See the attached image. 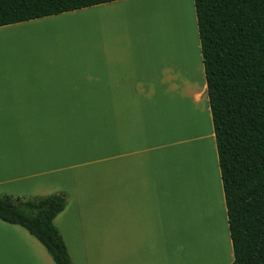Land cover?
<instances>
[{
  "label": "crops",
  "instance_id": "obj_1",
  "mask_svg": "<svg viewBox=\"0 0 264 264\" xmlns=\"http://www.w3.org/2000/svg\"><path fill=\"white\" fill-rule=\"evenodd\" d=\"M141 1L0 26V194L67 192L72 264H231L199 37L168 27L185 0H153L166 38L146 41L126 17ZM0 264L54 262L0 219Z\"/></svg>",
  "mask_w": 264,
  "mask_h": 264
},
{
  "label": "trees",
  "instance_id": "obj_2",
  "mask_svg": "<svg viewBox=\"0 0 264 264\" xmlns=\"http://www.w3.org/2000/svg\"><path fill=\"white\" fill-rule=\"evenodd\" d=\"M115 0H0V26ZM223 186L231 264H264V0H193ZM69 195L0 194V219L54 264H72L54 224Z\"/></svg>",
  "mask_w": 264,
  "mask_h": 264
},
{
  "label": "rangeland",
  "instance_id": "obj_3",
  "mask_svg": "<svg viewBox=\"0 0 264 264\" xmlns=\"http://www.w3.org/2000/svg\"><path fill=\"white\" fill-rule=\"evenodd\" d=\"M192 0H189V2H185L182 3L181 5L184 6L186 12H188L190 15L188 17L185 16H181V10L179 5L176 4H169L170 8H171V15H172V20L173 22H171L169 24V28H171V30H176V31H183L184 29V22L186 24V29H188V33H190L189 31L191 30V28L193 29L192 34L195 37V40H197L198 36V32H197V25L195 27L196 24V14H195V9H194V5L192 4ZM159 3H154L153 0H144L141 2H137V5L135 6V11L133 13H127L126 17H128L127 21H129L132 24H136V26L139 28V32L140 35L145 36L146 37V41H150L153 40L155 46H161L164 44L166 35H163L161 31L162 27H165L163 25H165V23H162V27L161 25H157V23H159L157 21V18L155 16V8L156 5H159ZM189 4V5H188ZM191 8V9H190ZM192 13V14H191ZM158 14V12H157ZM184 21V22H181ZM188 23V24H187ZM192 26V27H191ZM196 29V30H195ZM165 34L167 33V31H164ZM161 35V37H160ZM197 37V38H196ZM221 224V223H219ZM218 228L219 229V237L221 239V242L223 240V244L222 246H220V248L223 247V250L225 252V258H229L230 257V247L229 245H227V240L228 236H227V226L224 224L223 225H219ZM218 240V239H217ZM232 247V245H231ZM228 262V260H227Z\"/></svg>",
  "mask_w": 264,
  "mask_h": 264
},
{
  "label": "bare ground",
  "instance_id": "obj_4",
  "mask_svg": "<svg viewBox=\"0 0 264 264\" xmlns=\"http://www.w3.org/2000/svg\"><path fill=\"white\" fill-rule=\"evenodd\" d=\"M164 1H166V0H164ZM185 1H186V2L188 1V2H189V0H185ZM156 2H157V1H155V3H156ZM173 2H174V0H173ZM157 3H159V2H157ZM165 4H166V2L163 3V4H161V5L164 6ZM174 4H175V3H174ZM181 9H182V10H181V13H182L181 16H184V14H185V9H184V8H181ZM187 15H188V17H189L190 14H189L188 12H186V17H187ZM171 22H173V21H171ZM171 22H169V24H170ZM187 24H188V23H187ZM191 27H192V26H191ZM187 30H188V29H186V24H185V22H184V29H183L184 33H183V34H184V36L186 37V40H187V42H188V44H189V46H190V49L193 50V49L195 48V46H196V45H195V44H196V43H195V39H194L195 37H194L193 34H192L193 29L191 28V30L189 31L190 33H188ZM189 46H188V47H189ZM178 149H179V148H178ZM178 149H177V150H178ZM181 152H182L181 148H180L179 151L176 152V157H178V158L175 157V158L177 159V161H176L177 164H179L180 161H181V160H180V158H182V157H181V155H182ZM178 161H179V162H178ZM182 162H183V161H182ZM177 166L179 167V165H177ZM177 172H178V170H177ZM178 180H179V179H178ZM186 188H187V187H186ZM210 190H211V189H210ZM186 193H187V191H186ZM189 197H190V194H189ZM212 198H213V197H212ZM212 198H210V199H212ZM186 199H187V198H185V200H186ZM212 200H213V199H212ZM188 203H191V201L189 200V202H187V204H188ZM200 204H201V203H200ZM211 204H212V203H211ZM216 204L218 205V202H217ZM195 205H196V204H195ZM213 205H215V204H213ZM188 206H189V204H188ZM208 206H209V205H208ZM188 208H189V207H186V210L189 211L188 213L190 214L191 211H190V209H188ZM190 208H191V207H190ZM212 208H213V207H212ZM212 208H211V209H212ZM195 209H198V206L195 207ZM216 209H218V208L216 207ZM207 210H209V208H208ZM195 211L198 213L197 210H195ZM209 211H210V210H209ZM211 212H212V211H211ZM211 212H210V213H211ZM218 214H220V213H218ZM218 214L215 216V219H216V217L218 216ZM195 215H196V214H195ZM214 215H215V214H214ZM214 215H211V216H213L212 218H214ZM187 216H188V214H187ZM209 216H210V215H209ZM211 216H210V217H211ZM210 217H209V219H212V218H210ZM218 220H219V219H218ZM213 221L215 222V220H213ZM213 221H212V222L209 221V222H210V223H213ZM220 221H221V220H220ZM217 222H218V221H217ZM217 222H215V223H217ZM195 223H196V222H195ZM215 223H214V224H215ZM219 223H220V222H219ZM219 223H217V224H219ZM214 224H211V225H214ZM221 224H222V222H221ZM221 224H219V225H221ZM215 226H216V225H215ZM215 226H214V228H215ZM216 227H217V226H216ZM208 228H209V227H208ZM196 229H197V228H196ZM218 229H221V228H218ZM197 231L199 232V230H197Z\"/></svg>",
  "mask_w": 264,
  "mask_h": 264
}]
</instances>
